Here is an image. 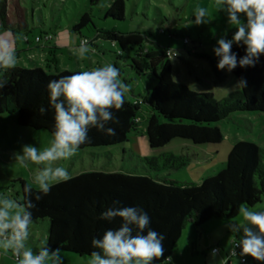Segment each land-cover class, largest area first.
I'll return each mask as SVG.
<instances>
[{
  "label": "trees",
  "instance_id": "trees-1",
  "mask_svg": "<svg viewBox=\"0 0 264 264\" xmlns=\"http://www.w3.org/2000/svg\"><path fill=\"white\" fill-rule=\"evenodd\" d=\"M97 2L88 0L87 10L79 15L70 32L79 37V45L81 40L86 39L93 52L101 56L110 52L112 64L119 69L120 79L126 85L128 79L121 77L116 61L124 58L129 50V61L122 66L132 72L134 80L144 78L148 83L142 93H134L129 88L123 108L113 109L119 123L107 126L113 127L116 135L109 136L91 128L90 142L81 145L80 149L119 146L126 141L129 133L137 131L142 119V135L149 149L160 148L174 139L188 140L193 145L217 144L222 140L217 126L219 121L239 112L264 113V56L254 67L238 66L229 72L237 81L246 79L247 87L238 86L237 91L215 100L210 92H196L183 83L173 81L170 58H176V54H170L168 48L146 45L144 33L121 32L115 27H94L90 11ZM105 8L103 18L123 20V0H111ZM12 16L13 20L9 15L8 0H0V33H19L25 37L30 30L18 7H14ZM89 25L94 28V35L82 36V30ZM235 31L234 27L223 36L231 39ZM39 35H48L50 40L55 33L41 29ZM184 39L187 38L183 36ZM99 40L108 42L113 51L101 48ZM183 44H188V39ZM232 51L239 59L245 55V46L233 44ZM218 59L216 57V65ZM210 65L219 76L218 68L216 70V66ZM222 71L228 72L226 69ZM76 72L59 70L46 73L40 67L21 66L3 69L0 72V83L4 84L0 88V114H14L18 126L43 130L52 135L54 109L49 104L47 84L50 80ZM41 106L47 109L44 114L39 112ZM139 112H144L145 117ZM120 153L125 154L123 150ZM132 156H128L129 162ZM189 157L186 152L179 155L161 153L155 157L136 156L134 159L139 170L135 167L116 169L104 166L80 171L71 175L69 181L53 186L50 193L39 201L35 200L34 190L31 199L35 207L30 209L33 223L46 221L45 240L50 248H59L60 252L81 257L90 256L92 251H97L91 245L92 239L102 237L106 230L117 229L121 224L119 218L112 222L101 220L104 210L114 206L141 207L150 217V227L166 237L163 244L167 257L172 254L184 227L190 226L196 231L212 219L232 220L238 215L241 204L251 207L261 201L264 194V146L245 140L235 141L220 169L196 183L174 181L161 174L183 167ZM12 182L18 184L15 199L23 202L27 183L20 178ZM117 201L119 204H114ZM244 259L240 264H264L251 257ZM153 264L166 262L161 258Z\"/></svg>",
  "mask_w": 264,
  "mask_h": 264
},
{
  "label": "rangeland",
  "instance_id": "rangeland-1",
  "mask_svg": "<svg viewBox=\"0 0 264 264\" xmlns=\"http://www.w3.org/2000/svg\"><path fill=\"white\" fill-rule=\"evenodd\" d=\"M110 2L111 0H98L97 4L91 7L90 14L94 27H115L121 32L144 33L146 45L168 48L170 54L177 56L170 58L172 80L185 84L193 91L210 92L215 100H219L238 90L237 81L232 74L217 70L213 48L217 46L216 41L234 26L229 25L226 13L218 10L215 0H123L124 18L121 21L103 18V11ZM87 6L88 0H8L10 18L13 20L12 11L14 7H18L30 30L26 33V40L19 33L14 34V42L19 53L28 50L45 52V59L36 62L37 66L28 61L29 59L34 61L36 57L32 58L25 53L24 57L28 56L29 59H26L27 61L23 58L18 59L16 66L40 67L46 73H55L59 70L79 72L112 64L113 57L110 52H105L104 56H101L90 50L83 58L73 54V50L80 45L79 37L71 33L70 28L79 15L87 10ZM197 7L207 10V24L194 23V11ZM241 19L244 20L245 17L241 16ZM41 29L50 30L56 37L50 41L49 39L36 41L35 37L41 36L39 35ZM81 34L88 37L94 35V28L89 25ZM183 36L188 39L186 45L183 44ZM97 42L101 48L113 51L108 42L104 40ZM193 46L195 48L191 49ZM129 53L127 50L124 58L118 59L116 63L119 64L121 77L128 79L129 88L133 89L134 93H142L148 81L144 78L134 80L132 72L122 66L128 63ZM210 64L216 66L219 76L214 73ZM139 115L145 117L144 112H139ZM217 126L222 134V140L217 144L193 145L188 140L174 139L160 148L149 149L141 136L144 127L142 119L138 123V131L129 133L121 145L80 149L71 159L57 163L66 167L71 175L80 171L101 169L104 166L116 169L135 167L139 170L134 159L136 156L155 157L161 153L179 155L186 152L191 157L183 167L163 171L161 174L174 181L196 183L220 169L235 141L245 140L264 146L262 112L234 113L219 121ZM51 139L52 135L43 130L18 126L14 114H0V196L15 199L18 184L12 181L20 178L27 184H33L34 175L39 167L33 164L24 167L15 160L14 153L21 152L22 146L28 144L42 150L50 144ZM121 150L124 155L120 153ZM130 151L133 156L129 162L128 156L132 155ZM250 208L264 210V194L261 201ZM239 221L238 214L229 221L212 219L204 228L196 231L190 226L184 227L171 255L174 264H220L227 256L233 240L239 238L238 234L230 232L226 225ZM46 227L44 220H38L30 225L27 247L38 251L41 242L45 241ZM208 232L211 236H208ZM191 239L196 242L197 253L191 251ZM212 247L220 249L215 259L210 256ZM60 254L63 264H88L90 259V256L81 257L68 252ZM231 261L233 264H240L236 257H232ZM0 264H16L11 251L5 253L0 249Z\"/></svg>",
  "mask_w": 264,
  "mask_h": 264
},
{
  "label": "clouds",
  "instance_id": "clouds-1",
  "mask_svg": "<svg viewBox=\"0 0 264 264\" xmlns=\"http://www.w3.org/2000/svg\"><path fill=\"white\" fill-rule=\"evenodd\" d=\"M219 11L227 15L230 26L236 31L231 39L221 36L213 52L218 57V70L232 72L238 66L254 67L264 56V0H215ZM207 10L197 7L194 11L196 25L207 24ZM241 16L245 17L244 20ZM233 44L245 46V55L237 58L232 51ZM90 50L89 42L81 40L73 50L78 58H83ZM17 63L15 50L8 41L0 40V68L13 69ZM237 86L247 87L246 79L241 78ZM4 84L0 83V88ZM49 104L54 109V130L52 139L42 150L34 145H23L21 152L14 153L15 160L28 167L39 166L33 184L24 187L25 197L20 200L0 196V249L11 251L16 264H63L60 249H52L47 241L41 242L38 251L27 247L30 225L33 223L31 208L32 195L35 200L48 195L51 188L71 179L66 167L57 162L75 156L81 145L90 142L89 130L96 128L109 136L116 135L109 123H119L113 109L121 110L129 86L120 79L119 69L112 64L83 70L72 75L61 76L47 84ZM47 109L40 107L44 114ZM119 204V202H114ZM239 222L226 227L239 238L233 240L231 255L251 257L264 262V210H254L244 204L238 208ZM119 218L117 229H108L100 238H93L92 251L88 264H153L164 258L166 264H174L172 256L165 257L163 241L166 237L150 227V217L141 207H110L104 210L100 219L112 222ZM239 249L237 253L236 249ZM220 253L213 248L212 259Z\"/></svg>",
  "mask_w": 264,
  "mask_h": 264
},
{
  "label": "crops",
  "instance_id": "crops-1",
  "mask_svg": "<svg viewBox=\"0 0 264 264\" xmlns=\"http://www.w3.org/2000/svg\"><path fill=\"white\" fill-rule=\"evenodd\" d=\"M56 37V35H54L53 36V38H55ZM52 38V39H53ZM0 40H5V41H8L10 44H11V46L14 48V50H15V55H16V57H17V60L18 59H21V58H23V60H26V59H29L28 58V56H27V58H25L24 57V53L25 54H28L29 56H31L32 58L33 57H36L35 58V60L33 61V60H31V59H29L28 61L29 62H31V64L33 65V66H37L36 65V62H41V61H43L44 59H45V52H42V51H40V50H38V51H35V52H33L32 50H28L27 52H21V53H19L20 51H18L17 50V48H16V45H15V42H14V34L12 35L10 32H2V33H0ZM50 41V40H49ZM71 47V46H70ZM92 51V50H91ZM93 52V51H92ZM94 54H97V53H95V52H93ZM99 55V54H98ZM27 61V60H26ZM23 62V61H22ZM48 65V64H47ZM46 65V66H47ZM18 66V65H17ZM19 66H21L22 67V65H19ZM3 69L2 68H0V72L2 71ZM143 130H144V127H143ZM142 130V131H143ZM137 131H138V129H137ZM136 131V132H137ZM143 138H144V136L143 135H141ZM145 139V138H144ZM146 142V141H145ZM131 152V151H130ZM208 234V236L211 234V233H207ZM211 236V235H210ZM195 240H193V239H191V251L192 252H194V253H197V251H196V245H195ZM213 248V247H212ZM172 255V254H171ZM170 255V256H171ZM223 262V261H222ZM222 262L220 263V264H222Z\"/></svg>",
  "mask_w": 264,
  "mask_h": 264
},
{
  "label": "built area",
  "instance_id": "built-area-1",
  "mask_svg": "<svg viewBox=\"0 0 264 264\" xmlns=\"http://www.w3.org/2000/svg\"><path fill=\"white\" fill-rule=\"evenodd\" d=\"M25 40L27 39V37L25 36V37H23ZM50 38V36H48V35H44V36H36L35 37V40L36 41H40V39H45V40H48ZM83 40H86V39H83ZM88 41V40H87ZM183 42L184 43H187V39H184L183 40ZM174 55V54H173ZM234 247V245L232 244V246H231V248H230V250L228 251V254H227V256H226V258L224 259V261L222 262V264H233L232 263V261H231V258L232 257H236V258H238V261H239V263H243L244 262V257H241V256H239V255H236V256H232L231 255V250H232V248ZM213 249V248H212ZM236 251H237V253H239V249L237 248L236 249ZM15 258V257H14Z\"/></svg>",
  "mask_w": 264,
  "mask_h": 264
},
{
  "label": "water",
  "instance_id": "water-1",
  "mask_svg": "<svg viewBox=\"0 0 264 264\" xmlns=\"http://www.w3.org/2000/svg\"><path fill=\"white\" fill-rule=\"evenodd\" d=\"M237 81V80H236ZM238 82V81H237Z\"/></svg>",
  "mask_w": 264,
  "mask_h": 264
}]
</instances>
